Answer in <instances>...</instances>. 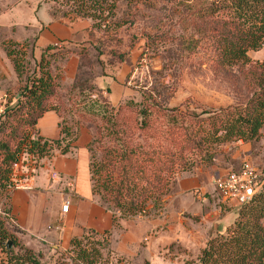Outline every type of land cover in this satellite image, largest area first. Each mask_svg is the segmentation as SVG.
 <instances>
[{"label":"rangeland","instance_id":"374dc122","mask_svg":"<svg viewBox=\"0 0 264 264\" xmlns=\"http://www.w3.org/2000/svg\"><path fill=\"white\" fill-rule=\"evenodd\" d=\"M99 3L100 0H0V35H38L36 24L42 28L48 17L62 23L76 19L91 23L92 19L82 16L81 10L93 11L91 5ZM182 3L115 0L111 13H103L105 19L88 40L77 45L57 42V49L47 52L67 51L66 56L78 51L73 80L58 85L47 103L57 109L60 124L69 126L71 136L83 133L90 161L117 154L122 161L144 166V153L156 143L170 149L182 146L183 161H192L189 170L177 169L167 191L148 201L144 211L119 219L105 242L103 236L86 232L82 243H93L97 248L103 244L94 264H196L206 239L223 232L237 215L234 206L220 201L211 178L236 168L244 159L264 170V125L255 139L210 143L205 139L206 130L201 132L194 122L197 115L204 116L199 114L202 110L246 100L255 87L253 75L259 70L255 61L264 59V44L259 51L249 52L246 64L219 66L214 62L209 38L194 43L198 21L192 8ZM14 47L21 54L17 56L22 63L19 77L0 43V115L6 106L17 103V90L36 69L39 59L32 38L22 39ZM62 59L56 55L51 64L58 69ZM100 73L118 77L126 88L125 93L120 91L117 104H110L104 92L94 90L92 78ZM37 162L38 159L31 166H37ZM195 172L196 179L209 188H201V192L198 187L179 190L178 178ZM103 174H98L99 179ZM70 182L64 181L65 191H71ZM51 219L40 232L29 231L14 218L7 227L19 244L31 249L39 263L83 264L71 259L74 253L69 245H61L60 216Z\"/></svg>","mask_w":264,"mask_h":264},{"label":"trees","instance_id":"16d2710c","mask_svg":"<svg viewBox=\"0 0 264 264\" xmlns=\"http://www.w3.org/2000/svg\"><path fill=\"white\" fill-rule=\"evenodd\" d=\"M114 1L100 0L99 5H91L93 11L81 10V15L93 20L89 18L91 27L99 28L106 16L103 13L106 10L111 13ZM125 1L132 3L137 0ZM179 1L183 2L185 8H192L191 13L198 21L195 30L198 36L193 40L194 43L209 38L217 65L246 64L250 61L247 51L258 50L264 44V0ZM0 43L19 77L22 63L17 58L18 49L14 47L18 42L4 39ZM56 46L57 43H50L41 49L36 69L17 90V103L6 106L0 115V252L3 254L0 264L39 263L31 249L19 244L7 227L13 218L9 208V192L14 186V163L24 154L37 161L44 156L50 157L55 151L66 153L75 140L69 126L61 125L59 121V135L56 138L43 137L35 128L37 118L44 111L54 110L58 114L57 109L47 103L59 85L58 75L51 70V62L56 55L64 58L67 51L47 53L57 49ZM255 63L259 68L253 75L255 87L243 103L202 110L199 114L204 116L195 117L197 128L201 132L206 130L205 139L208 142L249 141L257 138L264 125V59ZM181 147L162 148L156 143L144 153V166L122 161V157L117 154H108L98 161L88 160L91 192L97 194L110 211L112 227L119 225V219L141 213L148 201L156 200L167 191L172 175L178 168H191L192 161L185 163L182 159ZM101 172L104 174L99 179L98 174ZM87 231L103 236L105 242L110 229L99 232L86 228L80 236H72L68 242L74 253L71 259L83 264H94L101 256L99 248L103 244L99 243L97 248L93 243H82L81 239ZM7 241H10V247L6 246ZM14 246L17 248L14 249ZM263 257L264 182L245 203L238 206L235 219L223 232H216L206 239L199 250L196 264H263Z\"/></svg>","mask_w":264,"mask_h":264},{"label":"crops","instance_id":"0c3cea01","mask_svg":"<svg viewBox=\"0 0 264 264\" xmlns=\"http://www.w3.org/2000/svg\"><path fill=\"white\" fill-rule=\"evenodd\" d=\"M36 26L40 29L38 35H0V41L11 39L19 42L32 38L36 51L40 52L50 43L68 42L77 45L88 40L96 31L88 20L79 19L62 23L48 17L45 22L43 21L42 28L39 23ZM260 49L261 47L255 51L249 50L247 55ZM77 61L78 55L69 52L62 59L60 68L56 69L54 64L52 65V72L58 75L59 87L73 80ZM92 83L96 90L107 95L110 104L119 102L121 90L123 93L126 92V88L118 82V77L114 79L109 73L94 75ZM58 121L59 116L54 110H46L37 118L35 128L43 137L56 138L59 135ZM78 133L66 153L55 151L50 157L39 158L37 166H33V174H26L27 168L24 165L16 169L15 180L18 182L9 192L10 214L20 226L29 231L40 232L41 228L44 229L49 224L47 221L51 222V218L60 216L62 224L58 237L62 246L68 245L72 236H80L86 228H93L99 232L103 229H114L111 225L110 211L101 206L98 197L95 198V194L91 192L86 138L81 131ZM195 175L197 176V172L190 177L181 175L176 182L178 189L198 187L201 192V188H206L208 185H202ZM27 179L30 180L28 183ZM66 179L71 181V191L63 189ZM64 200L69 201V208L65 213L58 211L59 201Z\"/></svg>","mask_w":264,"mask_h":264},{"label":"built area","instance_id":"2783aa9c","mask_svg":"<svg viewBox=\"0 0 264 264\" xmlns=\"http://www.w3.org/2000/svg\"><path fill=\"white\" fill-rule=\"evenodd\" d=\"M30 155L24 154L17 163H14V186L18 181L15 180V170L22 165L26 166L28 174L33 169L31 163L35 161L30 159ZM32 161L30 164H24V160ZM264 182V170L258 169L256 166L242 160L236 168L228 169L221 174L213 176L210 180L213 190L216 191L220 201L227 202L236 209L239 205L245 203ZM69 208V201L64 200L60 205V211L65 213Z\"/></svg>","mask_w":264,"mask_h":264},{"label":"water","instance_id":"95a60500","mask_svg":"<svg viewBox=\"0 0 264 264\" xmlns=\"http://www.w3.org/2000/svg\"><path fill=\"white\" fill-rule=\"evenodd\" d=\"M10 245H11V244H10V241H7L6 246H7V247H10ZM38 264H43V263H38Z\"/></svg>","mask_w":264,"mask_h":264}]
</instances>
